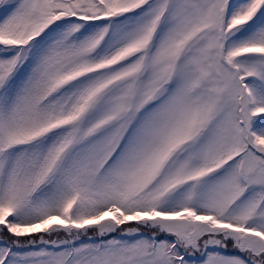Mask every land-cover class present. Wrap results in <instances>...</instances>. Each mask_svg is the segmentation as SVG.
<instances>
[{"label":"snow or ice","instance_id":"1","mask_svg":"<svg viewBox=\"0 0 264 264\" xmlns=\"http://www.w3.org/2000/svg\"><path fill=\"white\" fill-rule=\"evenodd\" d=\"M0 264H264V0H0Z\"/></svg>","mask_w":264,"mask_h":264}]
</instances>
